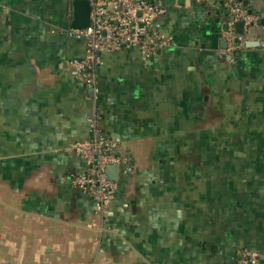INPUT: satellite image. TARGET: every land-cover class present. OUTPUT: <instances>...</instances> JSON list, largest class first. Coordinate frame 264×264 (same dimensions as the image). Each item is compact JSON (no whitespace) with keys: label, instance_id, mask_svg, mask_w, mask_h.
Instances as JSON below:
<instances>
[{"label":"crops","instance_id":"0c3cea01","mask_svg":"<svg viewBox=\"0 0 264 264\" xmlns=\"http://www.w3.org/2000/svg\"><path fill=\"white\" fill-rule=\"evenodd\" d=\"M74 0H0V264H235L264 254V31L223 55L222 0H151L169 43L100 52L95 92L70 62ZM264 19V0H246ZM247 43H252L249 45ZM96 96V98H94ZM102 132L133 172L106 209L67 149Z\"/></svg>","mask_w":264,"mask_h":264},{"label":"built area","instance_id":"2783aa9c","mask_svg":"<svg viewBox=\"0 0 264 264\" xmlns=\"http://www.w3.org/2000/svg\"><path fill=\"white\" fill-rule=\"evenodd\" d=\"M86 1L90 7L88 26L69 30L70 35L84 41L85 53L82 59L73 60L70 65L75 79L90 87L96 95L94 68L99 63L100 52L137 48L142 59L149 60L169 41L159 33L156 25L157 17L164 10L151 0ZM222 1L230 20L224 32L226 47L221 53L229 56L245 47L251 29L261 27L264 31V19L261 25L260 18L243 5L246 0ZM237 22L243 23L242 34L235 30ZM87 122L90 137L67 149L85 161L86 170L83 174L72 175L70 181L91 199L95 211L101 214L125 186L133 165L121 143L102 132L101 116L97 110ZM108 165L119 167L117 181L106 177ZM238 255L235 264H264V254L259 251L243 248Z\"/></svg>","mask_w":264,"mask_h":264},{"label":"water","instance_id":"95a60500","mask_svg":"<svg viewBox=\"0 0 264 264\" xmlns=\"http://www.w3.org/2000/svg\"><path fill=\"white\" fill-rule=\"evenodd\" d=\"M73 13H72V21L71 28L72 29H81L85 28L89 24V11L90 7L86 0H74L73 1ZM244 6H247L246 1L243 2ZM235 30L237 33H243V23L237 22L235 24ZM252 45V43H247ZM106 177L109 180L117 181L119 176V167L117 165H108L105 170Z\"/></svg>","mask_w":264,"mask_h":264},{"label":"trees","instance_id":"16d2710c","mask_svg":"<svg viewBox=\"0 0 264 264\" xmlns=\"http://www.w3.org/2000/svg\"><path fill=\"white\" fill-rule=\"evenodd\" d=\"M224 9V8H223ZM225 10V9H224Z\"/></svg>","mask_w":264,"mask_h":264}]
</instances>
